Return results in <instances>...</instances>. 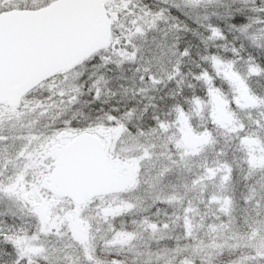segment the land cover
<instances>
[{
	"label": "snow or ice",
	"instance_id": "6c2138e0",
	"mask_svg": "<svg viewBox=\"0 0 264 264\" xmlns=\"http://www.w3.org/2000/svg\"><path fill=\"white\" fill-rule=\"evenodd\" d=\"M0 264H264V0H0Z\"/></svg>",
	"mask_w": 264,
	"mask_h": 264
}]
</instances>
